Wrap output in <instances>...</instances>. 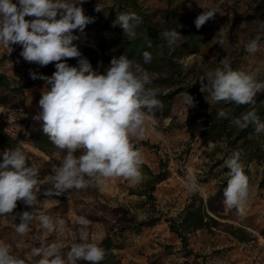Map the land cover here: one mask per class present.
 I'll return each instance as SVG.
<instances>
[{
	"label": "rangeland",
	"instance_id": "obj_1",
	"mask_svg": "<svg viewBox=\"0 0 264 264\" xmlns=\"http://www.w3.org/2000/svg\"><path fill=\"white\" fill-rule=\"evenodd\" d=\"M115 1L86 0L82 5L84 14L94 22L86 25L82 32L74 30L78 39L73 43L89 61L90 50L100 53L97 44L108 35L117 18ZM137 1L156 17L167 7L190 11L197 17L217 3L222 12L206 22L211 28L209 38L196 52L182 58L184 79L179 88L174 85L159 88L152 81L154 88L165 94V99L161 100L162 108L155 111L158 126L150 128L145 138L138 141L141 144L137 147L144 158L141 166L144 179L138 184L113 178L101 187L69 190V197L68 193L47 197L42 194L50 187L47 178L52 174L51 166L59 164L66 152L51 142H42L43 148H40L33 141V134H43L41 123L33 121L32 117L39 111L38 101L45 81L33 80L30 70L51 76L56 70L55 63L41 67L24 61L19 55L20 45H13L10 54L0 45V74L5 76L6 83L0 87V134L3 135L0 152L12 145L22 148L29 163L39 169L37 207L65 221V230L53 233H47L34 221L29 233L21 236L14 229L18 219L11 214L0 216V242L11 245L12 253L25 258L27 264H36L39 259L27 254L32 247H39L41 240L55 242L65 255L72 243L80 242V226L75 218L82 215L92 222L90 242L99 244L109 230L124 231L118 240L121 247L115 250L118 264H264V189H259L257 184L264 173V134L253 132L247 136V147L239 146L242 140L229 145L223 140L206 139L202 131L209 111L205 100L208 93H201L199 82L206 72L219 67V61L225 57L233 70H253L256 78L264 81V0ZM256 37L260 38L258 51L247 52L244 45ZM113 56L105 53L93 68L103 72ZM67 63L77 65L75 58L68 59ZM150 76L151 80L156 77L152 73ZM173 90L177 92L171 94ZM184 92L194 97V106L188 107L183 102ZM234 150L241 151V163L249 180L243 215H239L236 208H227L223 202L229 171L224 161ZM80 154L78 150L76 155ZM189 171L200 185L196 193L188 188ZM159 172L162 174L155 188L147 191L144 180L151 177L150 173ZM191 209L201 210L216 222L204 215L206 225L202 228L188 223L182 225L183 214ZM25 210L31 209L18 201L13 214Z\"/></svg>",
	"mask_w": 264,
	"mask_h": 264
},
{
	"label": "clouds",
	"instance_id": "obj_2",
	"mask_svg": "<svg viewBox=\"0 0 264 264\" xmlns=\"http://www.w3.org/2000/svg\"><path fill=\"white\" fill-rule=\"evenodd\" d=\"M86 0H0V45L10 54L13 45H20L19 55L24 61L44 67L55 63L51 76L30 70V77L45 81L38 101L39 111L32 119L40 122L42 132L59 150L65 151L62 161L51 166L47 178L50 187L43 195L60 196L69 190L101 187L113 178H123L132 183L144 179L141 171L143 153L133 143L145 138L148 130L158 126L155 111L162 108L157 98V89L152 84L150 73L141 70L139 64L127 55L113 56L103 72L95 70L73 42L78 39L74 30L81 32L93 21L84 14ZM222 3V0H221ZM100 11L98 7L95 9ZM219 13L220 4L204 9L194 20L199 30ZM26 17H34L28 20ZM142 18L135 12L118 13L113 27L120 26L128 40L136 38V28ZM182 27V26H181ZM168 47H173L181 34L173 27L159 32ZM259 37L250 39L245 50L255 53L259 49ZM77 59L71 66L68 59ZM145 64L152 60L151 53L143 52ZM220 66L205 73L199 80L200 91L207 92L209 105L233 102L237 105L255 103L257 93L264 92V81L256 78L253 70H233L225 57ZM102 65V62H101ZM50 86V87H49ZM183 102L194 106V97L182 94ZM219 118H227L220 109ZM232 123L243 130L252 126L256 135L264 134V121L253 108L234 118ZM80 150L81 154L76 155ZM242 153L234 150L224 164L229 169L227 186L224 188V204L236 208L239 215L245 213L249 180L241 163ZM0 216L13 215L19 223L16 233L27 235L30 225L37 221L47 233L63 232L65 221L53 218L40 211L39 169L30 164L20 147L6 148L0 152ZM192 193L200 189L196 177L189 171L186 177ZM41 194V193H40ZM31 210L13 214L17 202ZM80 226L79 243H72L62 255L55 242L41 240L39 247H32L27 254L39 257L36 264H101L106 250L98 243L90 242L89 226L85 216H77ZM0 264H27L25 258L14 255L11 245L0 242Z\"/></svg>",
	"mask_w": 264,
	"mask_h": 264
},
{
	"label": "trees",
	"instance_id": "obj_3",
	"mask_svg": "<svg viewBox=\"0 0 264 264\" xmlns=\"http://www.w3.org/2000/svg\"><path fill=\"white\" fill-rule=\"evenodd\" d=\"M115 4L119 13L135 12L142 18V23L136 28L137 36L133 40H128L124 37L123 30L120 26H112L109 29L108 35L102 37L97 44L100 53H98L96 49L90 50V63L92 66L95 67L97 60L105 53L109 52L116 57L125 54L130 59L137 61L142 70L156 75L152 80L155 86L159 88H169L174 85L179 88L180 82L184 79L181 63L182 58L198 50L199 45L209 38V31L211 28L205 24L197 30L194 24L195 15L186 10L178 11L175 7H167L165 11H162L159 17H156L155 14L152 15V13L139 6L137 0H116ZM178 7H181V5ZM173 27L181 34V37L176 44L170 48L166 41L159 37V32ZM145 51L150 52L152 56V60L148 64H145L142 58V54ZM4 78L5 76L0 74V87L6 84ZM150 87L154 88L153 84L150 85ZM193 91L195 94V90ZM176 92L177 91L173 90L171 94ZM157 98L161 101L165 99V94L158 91ZM206 107L209 108V111L204 120L206 127L203 129L202 134L206 139L216 142L223 140L229 145H233L236 144L238 140H242L239 146L247 147L249 141L247 136L254 132V128L249 126L241 130L232 123V120L239 117L243 112L254 108L261 120L264 121V95L260 92L257 93L255 97V103L251 105L220 102L215 105L206 103ZM220 109H223L227 113V118L218 117L217 113ZM2 136L3 135L0 134V139ZM8 139L13 144L15 143L12 137H8ZM33 141L40 148H43L41 145L42 142H50L48 137L42 133L37 136L33 134ZM133 143H135L136 146L141 144V142L139 143L134 140ZM0 146H2L1 141ZM12 149H14V145H12ZM244 173L247 176V170L245 168ZM161 174L160 172L154 174L150 173L151 177L144 180L143 186H145V189L147 188V191L155 188V184L160 179ZM257 184L259 189H264V173H262L258 179ZM204 215L207 216V219L216 222L211 216L204 214L201 210L191 209L183 214L181 224L188 223L191 227L202 228L206 225V222L203 221ZM130 229L133 230L134 227ZM123 234L124 231L119 233L109 230L100 241L99 245L106 250L105 259L101 264H118L115 250L121 247V241L119 242L118 240L122 238Z\"/></svg>",
	"mask_w": 264,
	"mask_h": 264
}]
</instances>
